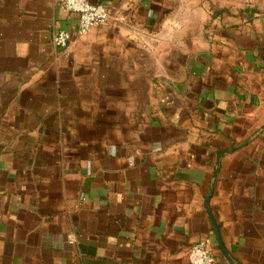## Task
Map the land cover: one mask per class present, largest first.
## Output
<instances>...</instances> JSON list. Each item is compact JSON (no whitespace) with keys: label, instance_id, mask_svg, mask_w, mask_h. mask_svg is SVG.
<instances>
[{"label":"crops","instance_id":"obj_1","mask_svg":"<svg viewBox=\"0 0 264 264\" xmlns=\"http://www.w3.org/2000/svg\"><path fill=\"white\" fill-rule=\"evenodd\" d=\"M90 2L0 0V264H264V14Z\"/></svg>","mask_w":264,"mask_h":264},{"label":"built area","instance_id":"obj_2","mask_svg":"<svg viewBox=\"0 0 264 264\" xmlns=\"http://www.w3.org/2000/svg\"><path fill=\"white\" fill-rule=\"evenodd\" d=\"M70 11L79 15L80 35L88 34L94 27L107 23L111 14L103 4L91 3L90 0H60ZM72 34L67 31L54 33L52 42L55 47H67ZM73 242V241H71ZM215 256L206 241L195 243L188 254V264H214Z\"/></svg>","mask_w":264,"mask_h":264},{"label":"rangeland","instance_id":"obj_3","mask_svg":"<svg viewBox=\"0 0 264 264\" xmlns=\"http://www.w3.org/2000/svg\"><path fill=\"white\" fill-rule=\"evenodd\" d=\"M238 14H264V0H227ZM249 16V15H247Z\"/></svg>","mask_w":264,"mask_h":264},{"label":"water","instance_id":"obj_4","mask_svg":"<svg viewBox=\"0 0 264 264\" xmlns=\"http://www.w3.org/2000/svg\"><path fill=\"white\" fill-rule=\"evenodd\" d=\"M213 226H214V228H215V230H216V233H217V235H218V238H219V242H220L221 248H222V250H223L225 256L228 258V253H227V251H226V249H225V247H224V244L222 243V240H221V237H220V233H219V229H218V227H217V225L215 224L214 221H213Z\"/></svg>","mask_w":264,"mask_h":264}]
</instances>
